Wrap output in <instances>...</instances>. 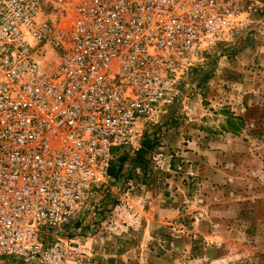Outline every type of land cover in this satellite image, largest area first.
Listing matches in <instances>:
<instances>
[{"label": "built area", "instance_id": "2783aa9c", "mask_svg": "<svg viewBox=\"0 0 264 264\" xmlns=\"http://www.w3.org/2000/svg\"><path fill=\"white\" fill-rule=\"evenodd\" d=\"M47 1L0 0V264H76L80 228L138 229L141 193L105 205L114 150L163 171L172 154L145 141L193 63L264 26L261 0Z\"/></svg>", "mask_w": 264, "mask_h": 264}, {"label": "rangeland", "instance_id": "374dc122", "mask_svg": "<svg viewBox=\"0 0 264 264\" xmlns=\"http://www.w3.org/2000/svg\"><path fill=\"white\" fill-rule=\"evenodd\" d=\"M51 7L48 0L43 10ZM253 29L244 43L218 48L193 63L181 100L162 119L165 130L159 139L171 127L182 126L202 149L196 157H176L175 170L181 160L197 168L196 178L183 181L185 209L154 231L128 262L98 264H264V26ZM161 142L147 144L148 150L161 144L173 155ZM114 152L105 205L115 203L126 188L147 191L157 175L143 165L148 162L143 155L129 161L124 151ZM110 234L80 228L86 250L104 249L117 260L126 244L115 247Z\"/></svg>", "mask_w": 264, "mask_h": 264}, {"label": "crops", "instance_id": "0c3cea01", "mask_svg": "<svg viewBox=\"0 0 264 264\" xmlns=\"http://www.w3.org/2000/svg\"><path fill=\"white\" fill-rule=\"evenodd\" d=\"M186 106H189V104ZM167 127L169 128L170 125H167ZM181 127L178 129L171 127V130L169 129L167 132H164L159 139V141L162 140V144L167 145V148L172 149L171 151L174 154L171 155L170 162L167 160L165 163L163 171H157V175L151 185H149V189L147 191L142 190L144 191L143 193L141 192L147 203L141 226L134 230L124 229V231L120 229L109 235L115 247L118 246L117 244H126L125 252H123L124 256H119L117 260H111L109 255L106 254V250L101 249L102 252H97L96 248L95 253L92 252L94 251L93 249L86 250V257L80 261L81 264L128 262L131 257L137 255V251H142L143 247L149 243L151 235L156 234L154 231L161 230L169 222L175 220L185 209V204L188 202L185 195L187 189L183 182L184 176L175 172L176 157L187 159L196 157L197 154L202 155L203 153L200 146L199 148L195 147V139L187 137L185 131H181ZM164 130L165 127L163 126ZM181 161L186 162L188 160ZM110 253L114 256V253L111 251Z\"/></svg>", "mask_w": 264, "mask_h": 264}, {"label": "trees", "instance_id": "16d2710c", "mask_svg": "<svg viewBox=\"0 0 264 264\" xmlns=\"http://www.w3.org/2000/svg\"><path fill=\"white\" fill-rule=\"evenodd\" d=\"M147 144H150V141L147 140L146 143H145V147L148 148Z\"/></svg>", "mask_w": 264, "mask_h": 264}]
</instances>
